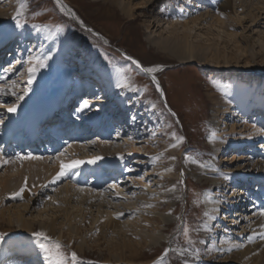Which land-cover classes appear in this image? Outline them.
Segmentation results:
<instances>
[{
    "label": "rangeland",
    "instance_id": "obj_1",
    "mask_svg": "<svg viewBox=\"0 0 264 264\" xmlns=\"http://www.w3.org/2000/svg\"><path fill=\"white\" fill-rule=\"evenodd\" d=\"M205 1L209 2V5H204ZM65 2L72 13L69 16L59 10L54 0H6L3 3L7 16L0 27V51H3L2 48L11 41H16L17 44L15 43L14 52L11 54V61H15V67L11 68V63L3 67L1 76L5 84L2 83L0 86L11 88L16 95L0 93V119L3 120V124H0V133L6 122L16 118L19 110L28 109L29 101L33 98L31 95L44 94L48 100L49 98L52 100L62 89L78 94L75 85L88 83L86 87L89 89L85 90V93L90 96L84 95L81 100L82 103L87 101L89 107L78 111L79 106L71 111L72 115L81 117V122H78L81 127L83 123H90L96 127L99 123L93 124L90 121L104 118L103 120L108 121L107 127L116 126L115 132L108 131L101 137L93 138L84 146L70 145L81 147L82 154L79 152L71 156L68 146L54 155L38 156L39 159L35 161L42 165V169L53 168L57 161H62L64 164L82 161L83 163L80 164L82 169L94 171L93 168L97 167V173L102 172V175H105V168L100 164L107 158L115 159L113 161L115 170L109 172V176L103 177L104 181L99 185L97 192L105 195L107 199L106 195H113L115 187L123 191L131 186L126 196L129 201L112 198L109 207L105 205L100 210L92 208V211H95L94 215L91 211L85 220L80 221L75 217L72 230H76L77 233L74 234L69 230L65 219L66 202L60 203L54 198L66 184V181L62 180L64 177L52 181L48 187H45L48 180L43 177V173L38 175L35 169L34 171L23 169L21 175L32 180L29 181L31 198L28 200L31 203L28 210L23 213V220L28 222L30 232L21 233L15 223L16 213L12 211L16 204H22L24 200H0V211L3 210L4 213L0 215V234H4V239L0 241V264H22L20 261L22 257L24 259V256L29 255L39 259L40 264H45L44 254L39 248L41 241L49 247H54L57 243L62 245L60 251L66 257L68 264H156L165 248H193V245L186 244V238L182 234L183 226L192 229L190 236L194 241L195 250L200 253L197 257L190 252L186 257L189 264H207L204 257L208 254L214 256L215 251L220 252L221 247L226 243L225 237L230 232H239L245 226L242 222L247 220L231 217L230 214L238 211V207L230 213H225L228 218L222 219L224 209H229L222 203H229L227 206L232 208L235 204L234 199L237 198L235 196L243 197V194L249 191L248 194L252 198L257 190L264 189V183L259 186L257 184L258 189L255 184L248 185L249 190L241 189L242 195L235 193L229 198L233 192L234 181L231 179L221 181L215 179L214 174L212 176L209 171L207 172V169L215 166L218 159L215 158V148L208 143L214 128L212 112L237 105L241 98L246 104L252 103L255 98L258 100L257 104H264V11L258 12L255 9L252 14L249 12L248 2L257 8L260 6L258 0H241L246 7L238 8L240 7L238 5L236 9L231 10L235 18L243 20V26L228 30L237 35L236 43L239 48L235 43L232 44L233 39L224 37L222 39L224 43L219 46L222 54L215 59L209 58L205 61L200 60V55L204 54L207 45H214L215 40L212 39H217L214 32L216 30L213 31L212 37L205 29L198 30L200 27L189 30L178 28L180 32L190 31L192 36L190 41L195 48L199 47L195 49L194 60L187 61L182 59L183 56L178 59L168 52L154 48L159 38L170 37L171 27L163 23H170L171 19L177 18L178 11H181V15L188 14L189 6L193 12L196 10L192 9L194 7H202L203 12L206 11V7L209 9L213 7L212 9L215 10L216 5L222 4V0L151 2L65 0ZM129 2L135 11L133 19L125 17L117 7L118 3ZM22 3L23 9H21ZM146 4L147 8L143 10ZM232 5L234 6V2ZM18 11L22 12L20 21L23 27L21 28L15 26L14 17ZM215 11L217 15L224 12L220 8ZM252 15L257 17V22H252ZM13 35L15 40H12ZM210 39L211 41L208 42L207 40ZM33 55L51 58L47 60L46 67L37 68L33 78L35 83L29 84L27 70L32 65L28 63V59ZM133 59L144 67L159 68L155 75L159 89L151 78L135 67ZM9 68L12 71H8ZM112 69L122 73L128 86L107 100L106 98L110 97L109 83ZM95 86L104 89L98 90ZM34 87L36 91L29 95L28 90ZM24 89H27V92ZM59 90L61 91L58 93ZM17 96H22L23 99L17 100ZM216 101L218 103H215ZM13 105H16V111L9 112L8 108ZM230 115L227 119L242 124L240 118L234 114ZM242 115L248 119V114L242 113ZM221 118L224 117L220 116L219 122ZM119 125H123L124 129H119ZM180 137H183V142L178 143ZM246 139L244 136L239 137L236 144L244 146L248 143ZM101 144L105 146L100 148ZM173 144L177 146L172 147ZM260 146L259 159L264 162V143L259 144ZM133 151L137 153L133 154ZM111 153L118 155L109 157ZM230 154L231 152L226 151L224 159L229 160ZM76 156L77 158L71 159ZM95 157L100 159L88 164V161ZM156 157L158 159H154ZM79 158L83 159L79 160ZM193 160L208 164L209 167L202 168L207 174L196 171V178L193 177L194 174L191 172L196 170L195 167L201 168L199 163H194ZM10 171L7 175L16 177V174ZM89 177L86 179L91 181L92 176ZM206 178L208 181L211 179L216 181L218 187L214 182L206 183ZM121 181L128 183L125 185ZM13 187L12 193H17L20 184L14 183ZM82 189L93 191L94 188ZM34 192L35 194L32 195ZM162 193H169L171 198L166 200ZM262 194L264 195V192ZM210 198L221 200V203H218L219 211L214 213L219 220L215 225L208 224L209 220H207L209 213L206 201ZM74 204L67 205L71 209L69 212L75 211ZM145 205L153 206L145 207ZM135 208L139 210L136 211ZM252 208L254 206L250 209ZM38 209L41 211L40 215H37ZM124 210H127V213L120 215L118 221L122 225L120 228L115 231L98 228L97 224L105 218V213L115 211L117 215L119 211ZM153 212L156 214L154 215ZM158 213L167 214L174 220L165 223L159 218ZM93 216L95 221L91 224L89 220ZM54 219L58 223L55 225V233L51 235L47 230ZM9 220L12 223H9ZM230 220L234 222L227 224L226 221ZM38 231L44 232L49 239H38L32 235ZM60 231L63 234L62 239L57 238ZM245 231L246 234L249 229ZM123 234L127 236L126 243H131L134 248L128 250L121 248L120 237ZM143 234L149 236L156 234L164 239L161 243L154 244L149 238H144ZM238 239L241 243L246 242L243 237ZM73 252L77 256L75 261L71 260ZM183 259L170 252L163 264H183ZM211 261L213 264L216 260L211 259ZM221 262L219 260L218 264H228Z\"/></svg>",
    "mask_w": 264,
    "mask_h": 264
},
{
    "label": "bare ground",
    "instance_id": "obj_2",
    "mask_svg": "<svg viewBox=\"0 0 264 264\" xmlns=\"http://www.w3.org/2000/svg\"><path fill=\"white\" fill-rule=\"evenodd\" d=\"M2 1L3 0H0V27L2 26L3 20H5L6 19L5 17L7 16V11H6V9H4L5 5H3V3L6 0L4 2H2ZM151 1H157V0H148V2H151ZM54 2H55V0H54ZM233 2H234V6L232 5ZM233 2H231L230 0H222L221 5L220 4L216 5L218 9L220 8L225 12V13L223 12L222 14L218 13V15L216 14L217 11H215L217 8L214 10V9H212L213 7L211 9L206 7L205 12H203L204 10H202L203 9L202 7H194L192 9H194V10L196 9V10L193 12V10H191L189 8L190 7L189 6L188 7V14L183 13L182 15H181V11H178L177 12V18L171 19L170 23H167V22L163 23V25L166 24L169 28L171 27V31H169L170 37L169 38L166 37V39L165 38L164 39L159 38V40L156 43L154 48L157 49L158 51H162V52H166V53L168 52L171 56H174L178 59L183 56L184 58H182V59H185L187 61L194 60L195 49L199 48V47L195 48L192 41H190L192 39L190 31L184 32L183 30L184 29L189 30V29H194V28L198 29L199 27L200 28L198 30L205 29L207 31V33L212 35V37L214 36L213 31L216 30L214 32L217 35V39H212V40H215L213 42L214 45L213 46L207 45L204 48V54L200 55L201 56L200 60L205 61L209 58L215 59V58H217V56L221 55L222 53L219 49V46L224 43L223 42L224 40H222L224 37H229V38L233 39L232 44L235 43L236 45L235 44L234 45L237 48H239L238 44L236 43V40H237L236 36L237 35L229 32L228 30L230 28L232 30H235L236 26H243L244 22L242 19H240L238 17L235 18L233 15L234 14L233 10H231V9H236L237 8L236 6H238V5L240 6L238 8H243V7H246V5L241 3V0H233ZM61 3L66 6V9L70 10V8L67 5V3L65 2V0H61ZM144 3H146V2H144ZM208 3L209 2L205 1L204 5H209ZM258 3L260 6L256 8L254 5L251 4V2H248V7L250 10L249 11L250 13H252V11L255 9L258 10V12L264 11V0H258ZM118 4H119L117 6L118 9L120 10V12L125 17H127L129 19L134 18V12L135 11H134L133 6L130 2L128 4H122V3H118ZM57 6H58L59 10L61 11L59 5H57ZM143 6H144V4H143ZM146 8H147V4L143 8V10H145ZM62 12L68 16L72 14V13L69 14L68 11H62ZM222 16L224 18H221ZM256 18L257 17H255V15H254L251 19L252 22H257ZM172 28H175V29L172 30ZM178 28H181L183 30H181V32H180ZM14 37H15V35H13L12 40H15ZM219 40H222V41H219ZM207 41L210 42L211 39L207 40ZM7 46H8V48L4 52L8 51L7 52V55H8V54L13 52V48L15 46V43L12 47H10L9 45H7ZM178 55H179V57H178ZM134 61H137V60H134ZM137 62H139V61H137ZM134 65H135V67H137L136 64H134ZM139 65H140V67H137V68L141 71V73L153 80V77H155L156 72L148 73V72L143 71V69L158 68V67H156V66L144 67L141 65L140 62H139ZM3 67L4 66H2V68L0 69V84L3 83V85H4L5 84L4 79H3V76H1V73L4 69ZM34 80L35 79H32L31 83H35ZM120 83H124L126 86L125 87H119L118 84H120ZM127 84L128 83L123 78L122 73L116 69H112L111 76H110V83H109V89L111 92V96L109 98H106V99L110 100L116 92L120 91L121 89L127 88V86H128ZM3 85H1L0 87L5 88ZM32 85H34V84H32ZM36 87H38V86H36ZM36 87H34L31 90L30 89L28 90L29 95L33 94L36 91ZM75 87H76V91L79 93V91L82 87V84H76ZM49 90H50V88H49ZM70 92H71V90L63 89L58 94V96L52 100L50 98L48 100L44 94H37L35 96L31 95V98L32 97L33 98L30 99V101H29L28 109L19 110L17 113V116L14 120L8 121L4 124V126H6V129L9 128V131H3V138L6 139L8 137V139H10L12 137L11 134L14 132H17L14 139L22 140L23 135L21 134V132H23V130L27 131L28 135H33L34 133H36L35 130L38 127V123L39 122L42 123V122L48 120L49 115H51L55 111L59 112V115H57V116L64 117V119H68V116L66 115V113H63V112H65V109H67V107L64 104L65 99H63V98L68 97L69 94H71ZM77 99L79 100L78 97H77ZM0 100H1V98H0ZM78 100L75 104H79L81 102L80 100L79 101ZM213 100H215V98ZM256 101H258L257 98H255L252 103L246 104L245 100L243 98H241V99H239V103L237 105H232L230 108L225 107L220 111L218 109L217 111L212 112L213 118H214V128H213V133L211 134V137H210L208 143L213 148H215V152H216L215 158H218V159L216 160L215 166L207 169V172L209 171L212 176L214 174L215 179H219L221 181H224L225 179H231L232 181H234L235 185H233V187H232L234 194L232 192V195L229 196V198L233 197V195H235V193L242 195L243 193H241V192L243 189L241 190V186L243 188V186L245 185V187L248 188V190H249L250 187H248V185L251 186L252 184H255V185L258 184V186H259V185L264 183V162H262V159H259V157L261 156V154H260L261 146L259 147V144L264 143V104L259 105L256 103ZM59 103H62V105ZM215 103H218V102L216 101ZM219 105H220V103H219ZM61 106H64V110H62ZM70 107H72V106H70ZM242 113L248 114V119H245L243 117ZM230 114L231 115L234 114V116L240 118V120L243 121L242 124H239L238 121L234 122L231 119H227V116H229ZM220 116H222L224 118H221L220 122H219L218 119ZM252 118L253 119L255 118V119L252 120ZM221 120H223L222 121L223 123H221ZM90 122L93 124L99 123L96 120L90 121ZM78 125L79 126H76V128H78V129L81 128L80 123ZM92 126H94V125H92ZM119 126H120V127H118L119 129H124V128H122L123 125L122 126L119 125ZM94 128H96V127L94 126ZM20 130H21V132H20ZM95 132H97V131H95ZM239 133H240V135H239ZM243 136L247 138L246 142H248V143L244 146L237 145L236 143H237L238 138L243 137ZM86 142H87V144H89V141H85V143ZM14 144H16V143H14ZM20 145H22V144L21 143L19 145L16 144V146H14V148L17 146H20ZM99 146H100V148H102L105 146V144H101ZM228 148H230V150H227ZM81 150H82V148L77 147V146H69V148H68V152L71 154V156H72V154L77 155V153H79V152H80V154H82L83 152H81ZM226 151L231 152V154L228 155L230 158L229 160L224 159ZM136 153H137L136 151H133V154H136ZM117 155L118 154L111 153L109 155V157H111V156L117 157ZM119 157H121V154H119ZM72 158H77V156L71 157V159ZM80 159H83V158H79V160ZM3 160H7L9 162L3 163L2 161H0V171L2 168H5V170L2 169L3 171H2V174L0 175V200L1 201L3 199L4 200L7 199L10 201H16V200L19 201L22 199L24 200V203L16 204L15 207H13L14 209H12V211H14L16 213L15 223H17V226L20 229L21 233L26 234V233L30 232V228H29L28 222L23 220V213L26 210H28L30 203H31L28 200L31 198L30 197L31 191L29 189L30 188L29 181L31 182L32 180L28 177L21 175V172L23 171V169H28L29 171H34V169H35L37 171L38 175H42V173H43V175H44L43 177L44 178L46 177V179L48 180L45 187H48L51 184V182L54 180V177H56L57 173L60 171L62 161H57L55 163V166L51 169H47V167H44L42 169V165L39 162L37 163L35 161V159H30V158H26V159L25 158L24 159L12 158V159H10V158L3 157ZM114 160L107 158L104 161V163H102L100 165H102L105 168L106 172H108V173L112 172L115 170V165L113 164ZM220 166H221V168H220ZM195 169H196L195 171L191 172L192 174H194L193 177H195V178H196V176H195L196 171L199 173H202V174L203 173L207 174V172H205V169L203 170L202 168H199V167H197V168L195 167ZM10 170L16 174L15 175L16 177H11L12 176L11 174L9 176L7 175L8 174L7 172H9ZM93 170L94 171H92V169H91L89 172L95 173L97 171V167H94ZM11 171H10V173H12ZM87 172L88 171L84 168L82 169V167L80 165H79V167H76V168L70 170L64 176V179H62L63 181H66V184L63 187H61L60 191H58L54 196V198L57 199L60 203L66 202V204H65L66 206H65L64 211L67 213V215L65 216V219H66V222L69 226V230L72 233L74 232V234L77 233L76 230H72L74 227V226H72V222H74L75 217L79 218L80 221L85 220L88 217V214L92 211V208H96L97 210H100L102 207L104 208L105 205L107 207H109L112 203L111 202L112 198L116 199V200L126 201V202L129 201L128 197L126 198L127 191H129L132 188L131 186L128 187L129 184L127 186L128 189L123 190V191H121L117 187H115L114 194L113 195H106L107 196V199H106L105 195H103L102 193H99L97 191L95 192V190L90 191L89 189H82L81 188V184L83 182L90 180V179H85ZM90 176H92V175H90ZM234 176H237V177L234 178ZM81 179H83V180L81 181ZM207 179L208 178L205 179L206 183H209L210 181H211V183L214 182V181H212V179L210 181H208ZM58 180H61V178ZM121 180H123V179L121 178ZM121 182L124 183V181H121ZM14 183L20 184V188H19L18 192H20L21 188H24V191L19 196H15V197L13 196L14 193H12V191L14 189V187H13ZM127 183L128 182H126L124 184L126 185ZM214 183L218 187L219 184L216 181ZM220 184H223V183L220 182ZM140 185L143 186L142 184H140ZM34 194H35V192L32 193V195H34ZM162 196L166 200H169L171 198L169 196V193H162ZM263 197H264V195L262 194V196L259 197L258 199H261ZM254 199H256V198H254V197L251 198V196L248 193H246V194L244 193L243 197H240V198L237 197V199H234L235 204L233 205L234 207H232V208L227 206V204H229V203H222V205H225L226 208H229V209H224L225 212H223V214H222V219L228 218V217H226L227 215H225V213H230V212L234 211V208H237L239 206L237 208L238 211L232 212L234 214L233 218L234 219L235 218L240 219V220H241V218H243V219L245 218L247 220H245V222H242V225H245V226H243V228H241L239 232H234V233L230 232V234L225 237L226 243L224 244V246L221 247L222 250L220 252L215 251V252H213L214 256H211V254H208L207 257H204V260L207 262V264H212L211 259L216 260V261H214L213 264H218L219 260L222 261L221 263L225 262L228 264H264V238H262V235H264V229L259 227L260 225L264 224V216L260 215V213L262 211H264V206L260 207L259 206L260 203L258 205H256V203H253ZM71 203H75L73 205L75 208L74 212H69L71 209H69L67 207V205H69ZM218 203H221V200H216V199L210 198L206 201L207 210L209 213L208 218H207V220H209L208 224L215 225L219 222V220L216 219V215L214 214V213H217L219 211ZM249 203L254 204V208L250 209L252 206L247 207L246 204L249 205ZM214 209H218V211H214ZM135 210L137 211L139 209L135 208ZM8 211H9V209H8ZM94 212L92 211V215H94ZM40 213H41V211H40V209H38L37 215H40ZM119 213H127V210L119 211ZM3 214H4L3 210L0 211V215H3ZM153 214L155 215L156 213L153 212ZM157 215H159V218L165 223L171 222L174 220L172 217H170L167 214L158 213ZM120 218H121L120 215H119V217H117V215H115V211L105 213V218L101 219V222H99L97 224L98 228L106 229V230L109 229V230L115 231L117 228H120V226H122L121 223L118 222ZM89 221L91 224L94 223L95 216L91 217V220H89ZM8 222L12 223L11 220H9ZM231 222H234V221L233 220L226 221L227 224H230ZM57 223H58V221H56V219H54V221H52V223L50 224L47 231L50 232L51 235H53L55 233V225ZM229 226L234 228L232 225H229ZM246 229H249V231H247V233L245 234ZM224 232H226V231H224ZM121 233H124V232H121ZM242 234H245V236H240ZM143 235H144V238H149L154 244L161 243L164 239L160 235H156V234L153 236H149L146 234H143ZM62 237H63V234L60 231L57 238L62 239ZM241 237H243L246 240V242H244V243L239 242L240 240L238 238H241ZM249 237H252V239L249 240L248 239ZM120 238L122 239L120 246L123 250H128L129 248H134L133 245H131V243H128V244L126 243L127 236H125L123 234ZM141 240H143V238H141ZM235 245H243V247H236ZM228 249H231V251H228ZM135 251H136V249H135ZM212 257H214V258H212ZM119 260H121V258H119ZM22 261H23L22 263L30 264V263H35L37 261V258L29 255V256H24V259H22Z\"/></svg>",
    "mask_w": 264,
    "mask_h": 264
},
{
    "label": "snow or ice",
    "instance_id": "obj_3",
    "mask_svg": "<svg viewBox=\"0 0 264 264\" xmlns=\"http://www.w3.org/2000/svg\"><path fill=\"white\" fill-rule=\"evenodd\" d=\"M56 4L59 5L61 11H68L69 14H71L70 10L66 9V6L63 5L61 3V0H55ZM24 8V4H21V9ZM22 12L18 11L17 15L14 17L16 24L15 26L17 28H21L23 27V25L21 24L20 21V16H21ZM39 14V13H37ZM39 30V29H37ZM51 57H47V56H41V55H33L30 56L28 59V63L30 65H32L31 67L28 68V83L31 84L32 79L34 78L35 72L37 70V68H44L47 66V60L50 59ZM128 59H131L130 57H128ZM134 64L137 65V67H140L139 62L137 61H133ZM8 71H12L11 68L8 69ZM143 71L148 72V73H154L159 71L158 68H146L143 69ZM153 82L157 84V88L159 89V84L157 81H155V77H153ZM15 84H13L12 87H14ZM119 87H125L126 85L124 83H120L118 84ZM25 92H27V89H24ZM0 93L3 94H9L11 93L12 95H16L15 92H13L11 90V88H2L0 87ZM17 100L23 99L22 96H17L16 97ZM88 102L84 101L79 109H77L78 111H83L86 108H88ZM153 107H155V105H153ZM9 112H15L16 111V105H13L12 107L8 108ZM170 111V110H169ZM172 115H175V113H172ZM133 120L135 119V117L132 118ZM0 124H3V120L0 119ZM214 135V134H213ZM173 136H175V134L173 133ZM183 142V137L178 138V143ZM177 144H173L172 147H176ZM24 158H30V159H39L38 157H33V156H28V157H20L17 156V159H24ZM100 159L99 157H95L92 160H89L88 163H95L96 160ZM154 159H158V157L154 158ZM0 161H2L3 163H8L9 161L7 160H3L2 155H0ZM194 163H199V166L201 168H207L209 167L208 164L204 163V162H198L196 160H193ZM83 163L82 161H74L71 164H61L60 167V171L57 173L56 177H54L53 182H55V180H58L62 177H64L70 170L79 167V165ZM175 188V186H173V189ZM24 191V188L20 189V192L18 193H14L13 196H19L22 192ZM49 199H51V197H49ZM153 205H145V207H152ZM214 211H218V209H214ZM119 215H123V213H119L117 214V217H119ZM205 215H208L207 213H205ZM260 215L264 216V211H262L260 213ZM178 219H180L178 217ZM260 228L264 229V224L259 226ZM198 231V229H196ZM192 231V229H190V227L188 226H183L182 228V234L183 236L186 238V244L187 245H193V248H188V247H180V248H165L163 253L161 254V256L158 258V261L156 262V264H163V262L168 258L169 253H175L176 255L180 256L183 259V264H189L188 259L186 258L190 252L194 253L197 257H199L200 253L198 251L195 250L194 248V241L192 240L191 236H190V232ZM34 237L36 238H43L44 240L49 239L46 234L44 232H34L32 234ZM262 238H264V235H262ZM4 239V234H0V241H2ZM249 240L252 239V237L248 238ZM236 247H243V245H235ZM62 245H60L59 243H57L54 247H49L47 246L45 243H43L42 241L39 244V248L40 250L43 252L44 254V259H45V264H50V262H54V264H68L66 257L64 256V254L60 251ZM228 251H231V249H228ZM77 259L76 253H71V260L75 261Z\"/></svg>",
    "mask_w": 264,
    "mask_h": 264
}]
</instances>
